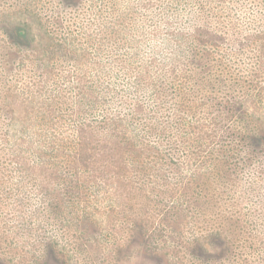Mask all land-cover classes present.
I'll use <instances>...</instances> for the list:
<instances>
[{"label":"rangeland","instance_id":"rangeland-1","mask_svg":"<svg viewBox=\"0 0 264 264\" xmlns=\"http://www.w3.org/2000/svg\"><path fill=\"white\" fill-rule=\"evenodd\" d=\"M58 1L0 0V62L4 61L6 74L12 71V75L2 77L3 86H12L10 99L17 105L34 104L33 108L38 107L35 112L52 114L56 120L64 117L63 132L58 133L73 135L77 125L68 117L71 111L56 103H83L92 93L98 97L89 99L91 102L102 101L101 85L112 81L131 89L124 97L145 109L137 115L138 127L133 130L130 122L124 128L133 141L137 132L147 127L134 144L145 152L140 162L129 164L130 174L125 176L116 171L119 163L113 161L112 154L107 159L99 157L90 175H67L64 179L49 174L50 162L42 157L31 158L28 164L0 165V264H208L206 258H196L190 246L193 233L199 232L200 238L202 231L191 226L197 221L188 210L200 204L205 207V214L198 218L202 217L201 225L218 229L224 224L214 225L220 219L219 212L230 214L233 209L245 231L251 230L257 240L260 238L263 249L264 233L249 226L253 212L260 207L259 198H264V187L260 194L256 189L246 193L244 185L255 173L264 180V156L251 164L246 163L249 155L245 156L246 164L232 168L238 184L230 196L231 206H222L221 184L216 185L217 177L205 170L214 164L217 151L224 154L220 151L223 138L228 133L239 135L232 126L240 104L249 107L254 121L264 122V0H81V17L76 10L57 6ZM204 2L213 4L203 9ZM214 2L219 9L213 10ZM85 13L96 25L109 29L114 23L122 26L118 29L125 42L117 39L98 47V39L87 36L90 32L82 27ZM69 16L80 19V25L70 28L66 27L68 22L55 23L58 17L69 21ZM25 25L34 47L22 52L28 54L23 61L18 57L5 61L1 55L8 56L14 50L8 34ZM145 29L146 34L150 29L157 37L163 32L178 44L184 42L177 51L182 57L177 59L166 45H160L161 51L154 55L158 45L145 41ZM64 40L80 49L79 53L56 52L55 47L42 44ZM115 44L120 45L112 55ZM146 56L167 70L176 59L180 61H175V66L182 70L178 82L181 94L172 82L165 87L156 75L146 76ZM76 58L79 64H75ZM99 65L104 69H97ZM204 75L208 77L205 82L201 79ZM76 77L82 91L73 87ZM230 79L246 86L237 90ZM225 82L227 88L223 87ZM218 84L220 88L215 87ZM157 92L164 93L163 102L155 100ZM104 110L94 114L101 118ZM122 111L108 113L120 115ZM19 112L23 110L19 108ZM59 128L53 124L41 134L55 133ZM21 132L19 138L27 136L37 142V136ZM208 136L215 139L202 142ZM239 138L235 140L246 154L255 157ZM93 145L91 141L81 143L86 148L82 163L94 160L106 148L98 144L92 156L89 148ZM200 181H205L203 190L198 188ZM215 192V203H205ZM178 200L187 202L186 206L178 208ZM244 258L249 264H264L262 256L251 251ZM210 264L225 263L218 259Z\"/></svg>","mask_w":264,"mask_h":264},{"label":"trees","instance_id":"trees-1","mask_svg":"<svg viewBox=\"0 0 264 264\" xmlns=\"http://www.w3.org/2000/svg\"><path fill=\"white\" fill-rule=\"evenodd\" d=\"M81 0H59L57 2V6H63L64 8H71V10H76L74 12L79 15V11H82V5L78 3ZM213 2H204L203 9H208L212 6ZM214 4H216L214 2ZM219 9V4H216L214 9ZM222 6V5H220ZM264 11V9H262ZM86 12V11H85ZM208 16H210L207 13ZM80 16V15H79ZM81 17V16H80ZM57 18V17H56ZM59 18V17H58ZM57 18L55 21L56 24L62 25V23L67 24L66 27H74L76 25H80V19H76L73 16H69V21H64L61 17L60 19ZM82 19V27L85 31L90 32V34H86L89 37L97 38L98 40V47L104 43H111L112 41H116L117 39L121 42L122 40L121 35L119 34L120 27H117L115 23L113 24L112 29H109L108 26L105 25H96V21H94L91 17L81 18ZM96 23V24H95ZM95 25V26H94ZM108 28V29H106ZM14 32L11 35L8 34V41L9 44L12 46L14 50L10 53L2 54L1 58L5 59V61H16V57L20 58V60H24L28 54L22 53L26 49H32L34 47L35 41L31 38L29 34V28L25 26H19L13 30ZM109 31H111V36H109ZM148 33L146 34V29L143 30V38L148 43H156L158 47H155L156 55L158 51H161V46L166 45L168 46L171 51L177 54L178 58H181L182 55L178 54V50H180L185 44L176 43L173 38L170 37L169 34H164L163 32L159 33L158 37L151 32L150 29L147 30ZM184 35V34H183ZM186 35H184L185 37ZM181 37V36H180ZM46 48H54L57 50L56 52H66L71 50L72 53H77L80 49H77L76 46L69 45V41L64 40L57 43H50L48 41L43 42ZM120 44L112 45L111 53L116 51L117 47ZM161 45V46H160ZM194 46V43L193 45ZM195 47V46H194ZM190 51L188 50L187 53ZM62 53V54H63ZM71 53V52H70ZM79 53V52H78ZM116 54V53H115ZM114 54V55H115ZM172 54V53H171ZM113 55V53H112ZM151 56V55H150ZM150 56H146V76L148 75H156L157 78L162 79L163 86H167L168 82H172V84L179 86L176 88H180L177 90L178 95L182 92V87L180 85L181 81V72L182 70L175 66V60L171 64V68L169 70L166 69L164 64H157ZM165 56V54H163ZM226 61V59H224ZM159 61V60H157ZM231 62H235V60L230 59ZM75 64H79L78 59L74 60ZM180 62V61H179ZM94 64V62H92ZM4 61L0 62V113H3V116L0 115V165L4 164H28L31 158H45L50 162L51 170L49 169V174L57 177L58 179L67 178V175H90L92 173L93 167H95L96 163H99V157L107 159L109 154H112L113 161L119 163L116 167V171L120 173V175H129V164L134 165V161L137 163L141 160V155L145 151H138L134 147L135 141L139 138V134L146 133L147 127L144 128L143 132H137L136 138L129 136V133L124 128L127 126L128 123L131 122L132 129L134 130L137 124V115L144 113V107L137 106L133 103L132 100L128 99V97H124L127 93H132L131 89H127L124 87H118L117 84L113 83L112 81L104 82L102 84V89L104 92V97L102 101L91 102L89 100L91 98H97L98 96L92 93L91 97L86 100L85 102H78L75 101L72 104L67 102H60L56 103L57 107L66 106L68 110L71 111V115L68 116L69 119H74L77 125L76 131L73 135H65L59 134V131L63 132L62 122L64 117L59 116L57 120L54 118L52 114H47L46 112H35L38 107L30 105L28 107L27 104L17 105L10 99V91L12 89L11 85L5 84L3 86L2 77H7L12 75V71H9L8 74L5 72L6 70ZM173 67V68H172ZM97 69H104L103 66L99 65L96 67ZM21 70V69H20ZM5 71V72H4ZM18 72V71H17ZM211 74V73H210ZM210 74H207L209 76ZM229 75V71H227ZM20 74L18 73L17 77ZM207 76H203L201 79L205 82L207 80ZM80 78L76 77L73 79V87L76 88L78 91H82L83 87L81 83L77 80ZM102 80V79H101ZM227 79L224 78L223 81ZM233 85H237V90H241L240 88L245 87L246 85L240 84L239 81L230 79ZM133 84V83H132ZM154 84V83H152ZM220 84V83H219ZM218 84V86H219ZM157 88L159 86L154 84ZM93 86V87H92ZM215 86L220 88L221 86ZM91 87L94 90H97L95 84H92ZM90 87V88H91ZM225 88L228 87V84L225 82ZM236 90V91H237ZM152 94V93H151ZM164 93L161 94L159 92L156 93V99L158 102H163ZM87 96V95H86ZM85 96V97H86ZM19 108L23 110V112H19ZM33 108V109H32ZM99 109L104 110L105 115L101 118L96 117ZM240 111L239 116L232 126L233 132L236 131L239 133L241 142H245L246 145L251 147V151L255 154V157L252 154H246V150L243 146H240L236 138L238 139L237 134L235 133H228L227 136L223 138L222 143L224 144L223 148L220 151H224V154L217 151V155L215 156L216 160L214 164L205 170V172L209 175H213V177H217L215 179L216 185L218 183L221 184V190H219L220 200L222 206L230 205L231 206V193L233 189L238 184L236 182V178H234V170L233 167H241L242 164H251L260 157L264 156V122H260V119L253 120L252 116L249 114V107H243V104H240ZM117 111L123 110L120 115L116 112H112L110 115L108 111ZM73 112V114H72ZM90 114V117L87 114ZM97 113V114H94ZM5 114V115H4ZM72 120V121H74ZM97 121L94 123L93 121ZM54 125L60 127L58 130L54 132H44L47 126L52 127ZM220 125L217 124V129ZM87 128L89 130H87ZM22 131V132H21ZM28 131V134H32L37 136V142L30 141L27 136L25 139L19 138L17 134L21 132V135H24V132ZM43 135V136H42ZM53 136V137H52ZM44 137L51 138L50 141L45 142L42 141ZM215 136H208L207 139L202 138V142H207V140H213ZM91 141L94 143L93 146L89 148V152L91 155H95V148L98 147V144H103L106 148L101 150L102 154H98V156L87 163L86 161L82 163L81 159H84L86 156L85 150L81 146L82 142ZM12 145V148L8 147ZM95 147V148H94ZM145 150V149H144ZM249 155V157H248ZM245 156L249 158V160L245 163ZM246 157V158H247ZM254 165H248L249 168H252ZM254 168L256 169L257 166L255 165ZM125 171V172H124ZM104 174V173H103ZM110 179L113 176L109 177ZM96 177L93 178L95 180ZM203 179H201L202 181ZM200 181V182H201ZM205 181L201 182L198 185V188L203 190V184ZM246 193L250 190L256 189L257 192L260 194L262 188L264 187V180L260 178L258 174L255 173L254 179L245 180ZM197 187V185H196ZM183 193V192H182ZM186 194V193H185ZM185 199L184 193L182 194ZM245 195V194H244ZM209 198L205 199V203H209L211 205L215 203L216 199V192L212 195H208ZM209 201V202H208ZM194 202V201H193ZM260 207L253 212L254 220L251 223L252 226H249L257 231H261L264 233V226H263V212L262 207L264 205V198H259ZM178 208L185 207L187 202H183L182 200H178L176 202ZM190 205L194 203H189ZM200 204V203H199ZM212 204V206H213ZM201 205V204H200ZM192 206L188 210L192 216V219L197 221L196 223L191 224V226L198 228L200 227V231H202V235L199 238V232L193 233L192 240H191V249L192 254L202 260V257L209 260L207 263L210 264L213 260H221V262L225 264H249L248 259L244 258L247 253L250 251L255 254H260L263 258L264 263V248L261 249L262 243L257 240V235L254 234L253 231L249 230L248 232L245 231L244 227L241 224V219L234 215L233 209L232 212L229 214L230 211L221 210L219 212L220 219L214 223V225H218L219 223H224L221 226L205 227L200 223L203 222L202 216L205 214V207L204 206ZM223 206V207H225ZM238 205H234V208ZM198 224V225H197ZM209 250L213 252L210 253ZM224 260V261H223Z\"/></svg>","mask_w":264,"mask_h":264}]
</instances>
